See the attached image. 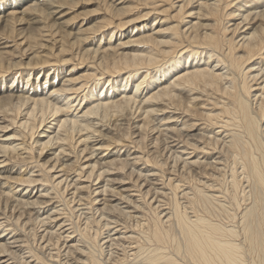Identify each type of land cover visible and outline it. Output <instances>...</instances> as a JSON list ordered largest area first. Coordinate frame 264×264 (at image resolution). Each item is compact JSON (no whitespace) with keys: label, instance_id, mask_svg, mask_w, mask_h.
Wrapping results in <instances>:
<instances>
[{"label":"bare ground","instance_id":"bare-ground-1","mask_svg":"<svg viewBox=\"0 0 264 264\" xmlns=\"http://www.w3.org/2000/svg\"><path fill=\"white\" fill-rule=\"evenodd\" d=\"M16 1L18 6H14L12 1L0 10V137H4L0 138V264H54L58 261L56 258L59 255L55 258L53 253H47L49 262L42 263L40 254L38 256L30 249L31 246H27L23 237L26 232L29 234L33 230L30 228L32 222L43 227L41 238L39 237L41 249L47 247L45 242L48 239L44 241V237L56 232L60 234V238L67 244L62 255L66 259L76 255L69 264H146L157 261L166 264H246L244 256L242 257L241 244L235 243V230L213 224L194 212L193 209L198 205H203L204 211L209 213L210 209L207 208L206 211V207L215 205L216 201L215 195L205 193L193 185L191 194L188 188L179 185V198L186 199L188 204H185L187 207L184 210V207L179 205V208L175 203L177 194H171L174 196L173 211L171 209L172 213L167 214L168 216L165 214L167 212L163 215L167 220L162 221L157 216L158 213L154 217L150 213L152 224L146 225L141 232L146 245L151 241L155 244L172 243V250L181 254L185 263H177L166 254H159L157 247L145 251V246L143 248L137 244H134L137 247L123 246L122 241L127 237L119 235L125 227L118 229V226H111L110 224L117 223L115 220L104 222L106 232L101 233L102 236L97 233L90 236L87 232L86 235L84 231V235L80 233V238L89 240L92 247L88 244L89 248L81 249L74 244L76 240L71 235L75 231H70L72 227L66 223L68 220L62 207L67 201L76 200L80 202L79 206L84 201L89 205L88 210L92 208L89 209L90 205H96L93 207L94 214L99 212L100 215L101 212L102 216V212H107L123 218L126 216L128 220L130 213L137 214L144 209V205L154 212L160 208L157 197L162 195L167 181L164 184L160 180L159 168L163 165L151 155L156 151L155 142L161 137L166 144L164 149L169 152L167 154H173L174 158H170L184 168L212 166L217 171V167L225 161L223 155L226 158L228 155L232 156L231 160L233 158L239 161L237 162L241 164L240 168L245 175L242 178H246V184L248 183L246 197L249 196L251 200L239 215L241 233L244 242L251 251H255L257 257L256 250H260V246L264 244V67L262 60L259 61L261 64L256 71H253L254 67L246 65L255 55L264 53V10H258L264 6V0H245L243 5L226 13L228 18L234 17L237 12L240 21L230 29L231 35L228 38V27L222 26L221 35H218L215 25L201 22V19L218 15L221 7L219 8L217 2L177 0L176 2L181 3L177 6L175 16L178 22L166 26L168 19L173 17L163 16L169 9L174 10L175 3H170L168 8L163 9L156 4L159 0H143L145 5H150L148 11L141 14V18L147 22L141 27L134 26L138 35L133 42L139 47L129 52L125 50L126 44L111 43V32L99 34L94 42L97 37L95 31L87 33L94 35L90 39L87 34L81 35V29L62 36L55 31H44L47 26L43 20L55 16L56 21L60 20L63 14L58 10L64 6L66 0ZM165 1L160 0V3ZM122 3L111 0L106 9L113 14L122 13L125 9L118 7ZM248 3L249 6H246ZM189 5L194 6L185 11L184 8ZM20 14L30 17L26 21L28 26L17 33L13 30V25L17 22L21 24L22 17H17ZM185 17L192 19L186 22ZM150 18L152 19L149 20ZM255 20L260 21L259 24L254 25V28L248 27ZM214 23H217L216 20ZM57 24L63 23L58 21ZM240 24H243L242 28H246L236 42L234 36L238 33ZM67 38L71 42H67ZM102 40H107L104 45H101ZM119 40L118 38L115 41ZM198 49L203 51L199 53ZM237 51L242 54L239 55ZM23 56L28 59L25 64L21 61ZM11 58H18V61L12 62ZM87 60H91L87 67L90 73L73 77L74 68H80ZM66 64H71L67 72L56 67ZM35 71L37 75L32 79L34 82H30V75ZM41 72L43 73L39 80ZM61 75L62 78L57 79ZM9 76L11 84L6 86L5 79ZM17 78L20 81L14 85ZM259 80L261 81L257 84ZM20 83H24V87ZM252 84L256 88H252ZM203 96L206 100H213L208 104L209 109H203L206 104L200 103L203 110L199 113L213 125H218L216 133L212 129L207 130L208 133L203 124L198 123L199 120L190 118L194 109L192 104ZM155 112L166 116L156 118L159 120V123H155L158 126L153 125L151 130L156 137L147 145L148 151L145 153L140 145L145 136L143 133L152 122L149 117ZM135 113L138 116H134ZM112 118L114 120L111 122ZM93 120L97 121L98 128L94 127ZM107 126L111 129L108 130ZM101 128H105L107 134L102 133ZM126 129L131 132L123 137L133 139L130 137L133 136L134 140H129L132 146L123 153L119 150L114 152V147L110 148L116 142L112 131L124 132ZM211 143L219 147V152L210 153L207 150V144ZM48 148L53 152L43 154ZM70 153L74 154L73 160L63 162ZM232 166L231 164V170ZM203 169L205 171L206 168ZM240 176L239 174V178ZM183 181L182 183L185 182ZM230 181L231 187L228 188L234 191L238 188L236 180L233 178ZM194 184L198 186L195 182ZM174 186L177 187H171ZM29 188L36 190L33 193L28 191ZM232 195L236 194L232 192ZM58 198L64 204L54 206V203H60ZM229 199L232 201L231 197ZM234 200L233 198V204ZM219 204L218 207L221 205ZM228 206L231 205H227L229 209ZM221 207L222 205L219 208ZM224 208L226 206L221 209ZM186 209H192L195 214L188 216L191 210L188 213ZM83 213L87 214L85 211H82V215ZM100 218L99 216L98 222L102 221ZM139 219L142 220L140 217ZM84 220L88 223L89 219L84 217ZM86 226L87 229L90 227ZM102 228L104 226L101 230ZM175 231L179 235L178 239L174 235ZM138 232H135L136 235H139ZM101 245L108 247V250L113 249L114 252L105 251L104 254ZM111 245L113 248H109ZM260 254V260L264 264V249Z\"/></svg>","mask_w":264,"mask_h":264},{"label":"rangeland","instance_id":"rangeland-1","mask_svg":"<svg viewBox=\"0 0 264 264\" xmlns=\"http://www.w3.org/2000/svg\"><path fill=\"white\" fill-rule=\"evenodd\" d=\"M4 1L5 0H0V10H2L3 8H5V6L7 5V4H9V3H11L12 1H13V5L14 6H18V2L16 1V0H7V1H5V4H3V5H1L2 3H4ZM111 0H66V2H65V4H64V6L60 9V10H58V11H60V12H62V13H60V14H63V16L61 17V19L60 20H57L56 21V17L57 16H55V17H48L46 20H43V23H45V25L47 26V29L46 30H44V31H47L48 32V30H49V32H57V34H59V35H63L64 33H67V32H77V30L76 29H81V35L83 36V35H86L88 32H94L95 31V36H97V37H95V41L94 42H96L97 40H96V38H99V34H107V33H109V32H111L112 34H113V36H112V39H111V43H115V44H118V42L119 43H124V45L126 44V46L125 47H127V48H125V50H127L126 52H129V51H132L134 48H136V47H139V45L138 44H134V42H133V40H135L136 38H137V35L138 34H136L137 33V29L135 30V28H134V26L135 27H141V25L142 24H145L147 21H145V20H143V18H141V16L146 12V11H148L147 9H149V6L150 5H145L144 4V2H143V0H119V1H122L123 3H122V5L121 6H118V7H121V8H124L125 10L122 12V13H119V14H113L111 11H108L107 9H106V6L108 5V3L110 2ZM177 0H166L165 1V3H163V2H161L160 3V0L159 1H157V3L156 4H158L161 8H163V9H165V8H168V6H169V4L170 3H175V5H174V10L173 9H169L168 10V12H167V14L165 15L164 14V16L163 17H165V16H170V17H173L171 20L170 19H168V22H167V24H166V26H172V24L173 25H175L176 24V22H178V20H176V10H177V6L179 5V4H181L180 2H176ZM181 1V0H180ZM200 1H202V0H200ZM217 2V5H219V8L221 9L220 11H219V13H218V15L217 16H215V17H207V19H205V20H202L201 19V22L202 23H204V24H213V25H215V31L218 33V35H221V32H222V30H223V27L222 26H226V27H228L229 28V30H228V32H226V37L227 36H229V35H231V30L230 29H233V27H234V24H236V23H238V22H240L239 21V17L237 16V12L235 13V15H234V17L233 16H230V17H226V13H229V12H231L232 10H234V9H236V7L237 6H239V5H243L244 3V1L245 0H225V1H223V0H211L210 2ZM223 1V2H222ZM247 1V0H246ZM248 1H252V0H248ZM150 2V1H149ZM148 2V3H149ZM239 3V4H238ZM197 4V3H196ZM249 4L250 3H248L246 6H249ZM171 5V4H170ZM53 6H56V5H53ZM194 5H192V7H193ZM192 7H191V5H189V6H186L185 8H184V10L185 11H188V10H190V9H192ZM264 10V6H262V7H260L258 10ZM174 11V12H173ZM194 12V11H193ZM142 14V15H141ZM32 17H34V15H31ZM17 17H22V21L20 22L21 24H19L18 22H17V24H15L14 23V25H13V30L15 31V32H17V33H20L21 31H23L24 30V28H26L28 25V22H26L28 19H29V15H17ZM159 17H162V16H159ZM216 17H218V18H216ZM35 18H38V16L36 17L35 16ZM147 19V18H146ZM152 18H150L149 20H151ZM192 18L191 17H185V19H184V21H189V20H191ZM218 19V20H217ZM36 20V19H35ZM52 20V21H51ZM216 20V24L214 23V21ZM58 21L59 22H61V23H63L62 25H58L57 23H58ZM144 21V22H143ZM193 22H195V20L193 19L192 20ZM56 22V23H55ZM131 22H132V24H131ZM219 22H220V24H219ZM259 22L260 21H258V20H255V21H253V23L252 24H250L248 27H255V26H257L258 24H259ZM125 23V24H124ZM130 24V25H127V24ZM228 23V24H227ZM150 24H151V22H150ZM170 24V25H169ZM225 24H227V25H225ZM50 25V26H49ZM149 25V24H148ZM147 25V26H148ZM164 25V24H163ZM242 25L243 24H240V26H239V30H238V33L236 32V34H235V40H236V42H238V40H239V38H240V36L239 35H241L242 33H243V31H244V29L246 28V27H243L242 28ZM255 25V26H254ZM165 26V25H164ZM50 27H52V28H50ZM59 28V29H58ZM93 28V29H92ZM90 29H92V30H90ZM1 31H2V29L0 28V34H1ZM136 31V32H135ZM144 31V30H143ZM54 32V33H55ZM121 33H122V35H121ZM230 33V34H229ZM119 34H120V36H119ZM136 34V35H135ZM88 35V34H87ZM89 36V39L90 38H92L91 36H94V35H92V34H89L88 35ZM230 37V36H229ZM120 39L119 41H115L116 39ZM228 38V37H227ZM238 38V39H237ZM132 39V40H131ZM132 41V43H131V41ZM67 42H69L70 41V39H68L67 38V40H66ZM105 41H107V40H102V43H101V45H104V43H106ZM129 41V42H128ZM71 42V41H70ZM130 43H131V45H130ZM9 44H12V43H9ZM128 44V45H127ZM83 46V45H82ZM203 50H201V49H198V52L200 53V52H202ZM74 53V52H73ZM236 53H238L239 55H241L242 54V52H240V51H237ZM263 57H264V53H263V55H255L248 63L249 64H247L246 65V67L248 66V67H251V68H253V71H256V69H258V66L261 64H259V61L260 60H262V67H264V59H263ZM11 61L12 62H15V61H18V58H14V59H12L11 58ZM21 61H22V63L23 64H25L27 61H28V59L26 58V57H22L21 58ZM91 60H87L86 62H84V64L83 65H81L80 66V68H77V67H75L74 69V74H73V77H77V76H79L80 74L82 75V74H85V73H90V70H89V68H87L90 64H91V62H90ZM258 61V62H257ZM252 62V63H251ZM76 64V62H72V64ZM258 63V64H257ZM251 64V65H250ZM250 65V66H249ZM56 67H58L59 69H61L62 70V72L63 71H65L66 70V72L68 71V69L69 68H71V64H66V65H62V66H57L56 65ZM252 71V72H253ZM65 72V73H66ZM42 73L43 72H41L40 74H39V80H40V78H41V76H42ZM254 73V72H253ZM17 74H19V72L17 73ZM36 75H37V72L35 71L34 73L32 72L31 73V75H30V82H34V81H32V79L34 80V78L36 77ZM18 77V76H17ZM11 77L9 76V77H7V79H5V85L6 86H9L10 84H11V79H10ZM62 78V75L61 76H59L57 79H61ZM19 79L17 78L16 79V81L14 82V85H16L17 83H19ZM51 81H52V79H51ZM261 80H259V81H257V84L260 82ZM21 84V87H24V83H20ZM106 86V85H105ZM252 88H256V85L255 84H252ZM214 96V98H216V95H213ZM212 96V97H213ZM140 100V99H139ZM211 100H213V99H209V100H206V97L204 98V96L203 97H201L200 99H198V100H196L192 105H193V108L194 109H192V111H193V114L191 113V117L190 118H192V119H195V120H199L198 121V123H200V124H203V128H204V130H211V131H213V133H216V131L218 130V125L217 124H214V125H216V127L212 124V122L211 121H209L206 117H202L201 115H200V111L201 110H203L204 108L205 109H209L210 108V106L208 105L210 102H211ZM207 101V102H206ZM221 101H222V99H221ZM200 103L202 104H206V106L205 105H203V109H202V105H200ZM197 107V108H196ZM196 108V109H195ZM198 110V111H197ZM166 116V114H162L161 112H155V113H153L149 118H150V120H152V122H150V124H149V126H148V128H147V130H146V132H144L143 134H145V136L143 137V140H142V144L140 145V147H141V149H142V151L143 152H145V153H147L146 151H148V147H147V145L151 142V140L153 141V138H155L156 137V135L155 134H153L152 132H151V130H152V128H153V125H155V126H158V121L159 120H157L156 118H158V119H160V118H162V117H165ZM134 116H138V113H135V115ZM141 118V117H140ZM94 119V118H93ZM114 119L112 118V120H111V122L113 121ZM116 120V119H115ZM157 120V121H156ZM206 120V121H205ZM209 121V122H208ZM118 122H122V121H118ZM154 122V123H153ZM156 122H158L157 124H155ZM211 122V123H210ZM93 123H94V127L95 128H98L99 127V125L98 124H96L97 123V121L96 120H93ZM114 123V122H113ZM214 123V122H213ZM127 127V126H126ZM42 128V127H41ZM107 128H108V126H107ZM206 128V129H205ZM214 128H216V129H214ZM109 129H111V128H108V130ZM215 130V131H214ZM101 131H102V133H106V130H105V128H101ZM108 132V131H107ZM114 134V136H113V138L114 139H116V144L115 143H112V145H111V149L113 148V151L115 152V151H117V150H119L120 151V153H123V152H125L126 151V149L128 148V147H131L132 146V144L130 145L129 144V140H134V137L133 136H130L131 138H133V139H125L124 137H123V135L124 134H130V130H128V129H126V130H124V132H116V131H112ZM208 132V131H207ZM122 133V134H121ZM209 133V132H208ZM107 134V133H106ZM109 134V133H108ZM115 134H117V136L115 135ZM211 135V134H210ZM214 134H212V136H213ZM0 138H4V137H0ZM161 139H162V141H161ZM164 139L161 137L160 138V140L158 139L155 143H156V151H155V155L154 154H152L151 155V157H154L155 159H157V160H155V161H159L160 163H161V165H163L162 166V168H159V170H160V173H159V178H160V180L162 181V182H164V184H165V182H166V185H165V187L163 188V190H162V197L161 196H158L157 197V200L159 201V205H160V210L162 211H159V209L158 210H155V212L154 211H152L151 209L149 210L148 209V206L147 205H144V209L143 210H145L144 212H142L143 210L141 209V211H139L137 214L135 213H130V216L131 217H129V220H128V217L126 218V216L124 217V218H126V219H124L123 218V216H120L119 217V215H117V214H112V215H109L107 212H102V216H101V212H100V215L98 214V213H96V214H94L93 212H94V210H93V207H96V205H94V206H91L90 205V207H89V209L90 210H88V206L85 204V202L83 201V202H81V204L82 205H80L79 206V203L80 202H76V200H75V202H68L67 201V204H64L63 202H61V200L62 199H59L60 200V203H54V206H55V204H58V206H59V204H64L62 207L64 208V214H65V216H66V219L68 220L66 223L67 224H71V230L70 231H75V232H73V235H71L72 237H74V240H76V241H74V244H77L76 246L78 247V248H81V249H84V248H86L87 249V247H88V244H89V247H92L91 245L92 244H90V241L89 240H87V239H85V238H83L82 237V239L80 238L81 236H80V233H81V235H84V233L87 235V233H89V235L90 236H93V234L95 233H97V235L99 234L100 236H102V234H104L105 232H106V227H105V225H104V222H106V221H117V223H119V225L116 223V224H114V223H112V224H110L111 226H118V229H119V227L120 228H122L123 226L125 227V229H122L120 232H121V234L119 235V237L121 236V237H127L126 239H124L122 242H124V243H122V245L123 246H127V247H134V246H136V245H134V244H137L138 246H143V248H144V246H145V251L146 250H154V249H156V247H157V249H158V253L159 254H162V255H167V256H169V257H171V258H173L174 260H176V262L177 263H185V260L183 259V257H182V255L181 254H177L176 252H174L173 250H172V243L170 244V242L169 243H165V244H155V243H153L152 241L150 242V244H148V242H147V245H146V241H145V237H143L142 238V236H144L141 232H142V230L144 231L145 230V228H146V225H149V226H151V224H152V220H153V218L151 217L152 215H150V213H152L153 214V217H154V215H157L156 213H158V217L162 220V221H166L167 220V217H164L163 218V215H164V213L165 212H167V213H165L166 215L167 214H171L172 212H171V209H172V211H173V206H172V202H174V200L172 199L176 194L178 195H176L175 196V203L177 204V206L179 207V205L181 206V208L182 207H184L183 208V210L185 209V207H187L188 206V204L186 203L187 202V200L186 199H183L182 197H181V199L179 198V196H180V188H181V186H183V187H185L186 189L188 188V192H190V194L193 192V189L194 188H192V185L195 187V188H199V189H201L203 192H205V193H210V194H212L213 196H214V198H215V200L214 201H216V204L215 203H213V204H215V205H217L218 203H220L221 205H222V207L224 206H226V208H224V209H221V208H219L218 207V205L217 206H215V205H212V206H210V207H206V211L208 210V209H210V210H208V212L209 213H207V212H205L204 211V209H203V205H202V207L200 206V205H198L195 209H193L194 210V212L196 211L197 212V214L198 215H200V216H202V217H204L206 220H208V221H210L211 223H213V224H218V225H220V226H224V227H229V228H231V229H233V230H235V232H236V240H235V243H237V244H241V248H242V257L244 256V258H243V260H244V262L246 263V264H255L256 263V261H257V263L256 264H263L262 263V261L260 260V256H261V254H260V251H262V249H264V244H262L261 246H260V250H256V252H257V257H256V254H255V251H251L250 249H249V247H248V245L244 242V239H243V236H242V231H241V225H240V214H241V210L242 209H244V207H246L247 205H249L250 204V202H251V200H250V197L248 196V198L246 197L247 196V193H248V183L246 184V178H245V180L243 179L244 177H245V175H244V173H243V171H242V168H240L241 167V164L240 163H238L239 161L238 160H233V158H232V160H231V157L232 156H230L229 157V155L227 156V158L226 157H224V155H223V159L225 160V161H222V163L217 167V171H216V169H214L213 170V168H212V166H201V167H199V168H193V169H188V168H184V167H181L178 163H175V160H173V159H171L172 157L174 158V156H173V154L171 155V154H167V153H169L168 152V150L167 149H164L165 148V146H166V144H165V142L163 141ZM119 142V143H118ZM16 143H20V141H16ZM211 144L213 145V146H211ZM211 144H207V146H208V151L210 152V153H213V152H217L219 149V147L218 146H216V145H214L213 143H211ZM143 145V146H142ZM211 148V151H210V148ZM212 147H215L214 149L212 148ZM81 147H79V149H80ZM46 152H48V153H52L53 152V150H49V148L48 149H46L44 152H43V154L44 153H46ZM98 152H100V151H98ZM219 152V151H218ZM167 154V155H166ZM154 155V156H153ZM227 155V154H226ZM156 156V157H155ZM166 156V157H165ZM202 156V155H201ZM200 155H199V157H201ZM73 157H74V154H72V153H70L67 157H65L64 159H63V162H68V160H69V162L70 161H72L73 160ZM169 159H168V158ZM171 157V158H170ZM159 159V160H158ZM227 159H228V161H227ZM46 160V159H45ZM208 160V159H207ZM230 160H231V162H230ZM235 161V162H234ZM238 161V162H237ZM83 162V161H82ZM173 162H174V164H173ZM224 163H225V165H224ZM234 163H236V164H234ZM238 163V164H237ZM173 165V168H172V165ZM176 164V165H175ZM228 164H230L229 166H228ZM231 164L233 165L232 166V170H231ZM223 165H224V167H223ZM235 165V166H234ZM237 165V166H236ZM240 165V166H239ZM149 166H151V163L149 164ZM239 166V167H238ZM141 167V166H140ZM206 168L205 169V171H204V169L203 168ZM226 167V168H225ZM230 169H229V168ZM236 167V169H234ZM171 170H170V169ZM178 168V169H177ZM182 169V171H180V169ZM211 170H210V169ZM225 168V169H224ZM238 168V169H237ZM241 169V171H237V170H240ZM199 169V170H198ZM222 169V170H221ZM228 169H229V172H228ZM170 170V171H169ZM174 170V171H173ZM193 170V171H192ZM201 170H202V172H201ZM186 171V172H185ZM208 171V172H207ZM223 171H224V173H223ZM230 171H232L231 173H230ZM235 171H237V174H235ZM169 172H171V175L169 174ZM174 172V173H173ZM197 172V173H196ZM207 172V173H206ZM228 172V173H227ZM238 172H241V173H238ZM179 173V175L177 176V174ZM204 173V174H203ZM206 173V174H205ZM221 173H222V175H221ZM182 174V175H181ZM188 175V177L186 176V175ZM213 174V175H212ZM230 174H231V176L232 177H230ZM233 174H234V176H233ZM239 174L241 175L240 177L241 178H239ZM161 175V176H160ZM182 177H181V176ZM207 175V176H206ZM209 175H210V177H209ZM211 175H212V177H218L217 179L214 177V179L211 177ZM120 176H122V175H120ZM199 176V177H198ZM221 176V177H220ZM223 176L225 177V178H223ZM240 179H238L237 177ZM168 177V178H167ZM184 177V178H183ZM193 177V178H192ZM203 177V178H202ZM205 177V178H204ZM228 177V178H227ZM243 177V178H242ZM164 180H162V179ZM188 178V179H187ZM191 178H192V181H190L191 180ZM210 178V179H209ZM234 178V180H236V184L238 183V180H239V185L237 184V186H238V188L236 187L235 188V190L233 191V190H231V189H229L230 187H231V181L230 180H232ZM170 179V181H168ZM172 179H174L173 181H172ZM195 179V180H194ZM213 179V180H212ZM219 179V180H218ZM222 179H223V181L224 182H222ZM135 181V178H132V181ZM166 180V181H165ZM177 182H176V181ZM185 182H184V181ZM187 180H189V181H187ZM200 180V181H199ZM229 182H228V181ZM131 181V182H132ZM182 181L184 182V183H182ZM198 181L200 182V184L198 183ZM204 181V182H203ZM217 181H218V184L220 185H217ZM219 181H221V182H219ZM226 181V182H225ZM242 181V182H241ZM244 181V182H243ZM169 182V183H168ZM179 182V183H178ZM194 182L196 183V184H198V186L197 185H195L194 184ZM202 182V183H201ZM213 182V183H212ZM168 183V184H167ZM186 183V184H185ZM189 183H190V186H188L189 185ZM204 183V184H203ZM222 183V184H221ZM226 183V184H225ZM228 183V184H227ZM230 183V184H229ZM170 184V185H169ZM178 184V185H177ZM211 184H214V185H211ZM224 184V185H223ZM246 184V185H245ZM168 185H169V187H168ZM172 185H176L177 187H171ZM179 185H181V186H179ZM201 185V186H200ZM205 185V186H204ZM208 185H209V190L207 189V187H208ZM210 185L212 186V188L210 187ZM217 185V186H216ZM228 185V186H227ZM241 185V186H240ZM113 187H116V185L115 186H113ZM180 187V188H179ZM191 187V188H190ZM201 187V188H200ZM229 187V188H228ZM241 187V188H240ZM38 188H40V187H38ZM41 188H43V187H41ZM40 188V189H41ZM169 188V189H168ZM175 188V189H174ZM171 189V190H170ZM174 189V190H173ZM177 189V190H176ZM178 189H179V192H178ZM217 189V190H216ZM219 189V190H218ZM224 189H225V191H224ZM240 189V190H239ZM31 190V188H29L28 189V191H30ZM35 190L36 189H32L31 191H33V193L35 192ZM192 190V191H191ZM206 190V191H205ZM211 190V191H210ZM213 190V191H212ZM164 191V192H163ZM167 191V192H166ZM174 191V192H173ZM218 191V192H217ZM226 191H228V192H226ZM240 191V192H239ZM242 191H244L243 193H244V195H243V193H242ZM247 193H246V192ZM169 192H171V193H169ZM214 192H216V193H214ZM223 192V193H222ZM232 192H233V194L235 195V196H233L232 195ZM235 192V193H234ZM32 193V194H33ZM167 196V198H168V200H167V198L164 196V194ZM168 193V194H167ZM179 193V194H178ZM222 193V194H221ZM224 193H226V194H224ZM229 193V194H228ZM131 194H134V193H132L131 192ZM171 194H173L174 196H172ZM217 194H219V195H217ZM240 194V195H239ZM85 195V194H84ZM229 197H228V196ZM237 195H239V196H237ZM242 195V196H241ZM52 196V195H51ZM163 196H164V198H163ZM216 196H218V199L216 198ZM178 197V198H177ZM231 197V200L233 201V198L235 199L234 200V204L232 203V201H230V198ZM243 197H244V199H243ZM67 198H69V196L67 197ZM163 198V199H162ZM220 198V199H219ZM146 200L148 199V198H145ZM162 199V200H161ZM164 199H166V200H164ZM217 199V200H216ZM236 199H238L237 201L239 202H236ZM146 200L145 201H143V202H146ZM171 200H173V201H171ZM177 200H179L180 201V203H179V201H177ZM52 201H54V200H52ZM57 201V200H56ZM161 201V202H160ZM162 201H164L163 203H162ZM186 201V202H185ZM220 201V202H219ZM169 204H168V203ZM178 202V203H177ZM185 202V203H184ZM218 202V203H217ZM223 202V203H222ZM230 203H232V204H230ZM84 204H85V206H84ZM183 204V205H182ZM187 206H186V205ZM224 204V205H223ZM236 204H237V206H236ZM239 204V205H238ZM185 205V206H184ZM227 205H231L230 207H229V209L227 208ZM234 205V206H233ZM162 206V207H161ZM200 206V207H199ZM239 206V208H236V207H238ZM141 207H143L142 205H141ZM163 207H164V209H163ZM168 207V208H167ZM170 207V208H169ZM218 207V209H216ZM66 208V209H65ZM85 208V209H84ZM146 208V209H145ZM180 208V207H179ZM197 208H199V210L197 209ZM208 208V209H207ZM212 208V209H211ZM213 208H215L214 210H213ZM78 209H84V210H82L83 212L85 211V213H87L86 215L83 213V215H82V211L81 210H78ZM166 209V210H165ZM201 209H202V211H201ZM220 209L224 212V210H225V212L226 213H222V211L220 212ZM165 210V211H164ZM190 210H191V212H190ZM193 210L192 209H186V211L189 213L188 214V216H192V215H194L195 213L193 212ZM149 211V212H148ZM157 211V212H156ZM170 211V212H169ZM219 211V212H218ZM90 213V214H89ZM144 213H146L145 215H144ZM160 213L162 214V215H160ZM230 215H229V214ZM192 214V215H191ZM196 214V215H197ZM93 215V216H92ZM103 215H106V217L105 216H103ZM113 215H114V218H113ZM41 217L43 216V215H40ZM80 216V217H79ZM82 216V217H81ZM99 216L101 217L100 219L102 220V221H100V222H98V219H99ZM108 216H109V218H108ZM161 216V217H160ZM168 216V215H167ZM229 216V217H228ZM233 216V217H232ZM84 217L85 218H88L89 220H88V223H86L87 221L86 220H84ZM93 217V218H92ZM105 217V218H104ZM116 217V218H115ZM139 217L140 218H142V220H140L139 219ZM148 217H149V219H148ZM104 218V219H103ZM121 218V219H120ZM147 219V221H145L146 219ZM163 218V219H162ZM232 218V219H231ZM110 219V220H109ZM117 219V220H116ZM119 219V220H118ZM145 219V220H144ZM74 221V222H73ZM126 221H128V222H126ZM144 221V222H143ZM121 222H124V223H121ZM134 222V223H133ZM136 222V223H135ZM139 222H140V224H139ZM143 222V223H142ZM39 223H37V222H32V226L30 227V228H32L33 230L31 231V232H29V234H27V232H26V234H25V236L23 237L24 239H25V242H26V244H27V246L28 247H30V249L31 250H33L38 256H39V254H40V256L39 257H41V259L43 260V262L42 263H44V262H49V257H47L48 255H46L47 253H49V254H54V256H55V258L56 259H58V261L57 262H55L54 264H69V263H71V261H72V258H75L76 257V255L74 254L73 256H75V257H73V256H71V258H65L62 254H63V249H65L64 247L67 245V244H65L64 242H63V239L62 238H60V234H58L57 232L56 233H54V235H50V236H48V237H44V241H46V239H48L47 240V242H45L46 244H47V247H46V249H41L40 248V246H41V242H39V241H41L40 240V236H41V230H42V228L43 227H39V225H38ZM84 224H86V225H84ZM137 224H139V226L141 227L143 224L145 225H143V227H139ZM228 224V225H227ZM104 226V228H102V230H101V227H103ZM121 225V226H120ZM137 225V227H135ZM226 225V226H225ZM239 225V226H238ZM38 226V227H37ZM85 226L86 227H88V226H90V227H88V229L87 228H85ZM109 226V225H108ZM129 226V227H128ZM134 226V227H133ZM80 227V228H79ZM131 227H133V228H131ZM145 227V228H144ZM41 228V229H40ZM83 228H85V229H83ZM134 228H135V230H134ZM144 228V229H143ZM81 229H82V231H81ZM138 229H140V231L138 230ZM38 230V231H37ZM85 230H87V231H85ZM97 230V231H96ZM126 230V231H125ZM37 231V232H36ZM77 231V232H76ZM83 231H84V233H83ZM105 231V232H104ZM125 231V232H124ZM139 231V232H138ZM87 232V233H86ZM132 232V233H131ZM138 232L139 233V235L137 234L136 235V233ZM102 233V234H101ZM123 233H124V235H123ZM176 233V234H175ZM40 234V235H39ZM94 234V235H95ZM30 235H31V237H30ZM39 235V236H38ZM174 235H175V237H176V239H178V237H179V235H178V233H177V231H175L174 232ZM53 238H52V237ZM77 236V237H76ZM90 236H89V238H90ZM40 237V238H39ZM50 237V238H49ZM129 237H130V239H129ZM132 237H135V238H132ZM139 239V242H140V244H139V242H137L138 241V239ZM142 239H141V238ZM78 239V240H77ZM81 239V240H80ZM54 240V241H53ZM127 240H128V242H127ZM131 240V241H130ZM135 240V241H134ZM57 241V242H56ZM78 241V242H77ZM145 241V243H143V242ZM50 242V243H49ZM77 242V243H76ZM88 242V243H87ZM127 242V243H126ZM133 242V243H132ZM241 242V243H240ZM63 243V244H62ZM110 244H113V243H110ZM128 244V245H127ZM132 244V245H131ZM45 245V244H44ZM171 245V246H170ZM63 246V247H62ZM103 248H102V250H104V254H105V251L107 252H114V251H112L113 249H109L108 250V247H106L105 248V246L104 245H101ZM37 247V248H36ZM54 247V248H53ZM88 247V248H89ZM137 247V246H136ZM109 248H113V245H111V247H109ZM118 248V247H117ZM248 248V249H247ZM61 249V250H60ZM85 249V250H86ZM91 249V248H90ZM118 249H120V248H118ZM164 249V250H163ZM45 250V251H44ZM48 250H50V251H48ZM127 250H130V248H128ZM56 251V252H55ZM62 253H61V252ZM45 253V254H44ZM97 254H99V253H97ZM120 254V253H119ZM57 255V256H56ZM61 257V258H60ZM63 257V258H62ZM54 258V259H55ZM55 259V260H56ZM166 264V263H164L163 261H157V262H152V263H146V264Z\"/></svg>","mask_w":264,"mask_h":264}]
</instances>
